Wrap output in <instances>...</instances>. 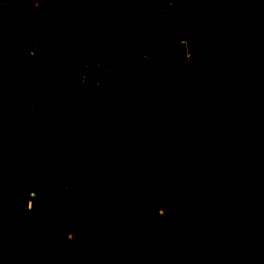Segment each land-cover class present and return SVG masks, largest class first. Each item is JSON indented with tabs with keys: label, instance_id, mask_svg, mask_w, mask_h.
<instances>
[{
	"label": "rangeland",
	"instance_id": "obj_1",
	"mask_svg": "<svg viewBox=\"0 0 264 264\" xmlns=\"http://www.w3.org/2000/svg\"><path fill=\"white\" fill-rule=\"evenodd\" d=\"M93 1L95 0H88L90 4L87 5L86 21L81 28L84 31L81 38L86 39L85 48L89 56L94 55L96 35L102 31L99 20L101 14L96 13ZM125 1L117 0L118 22L115 28L144 30L153 29V25L160 35H166V47L178 46L176 55L168 58L170 61L180 59L183 46L179 41L186 39L191 31L192 36L184 44L186 51L187 48L190 51L199 50L200 57L207 61L205 25L196 0H183L182 3L172 5L165 0L152 10L149 9L151 18L145 14L133 16L131 20L129 16L133 10L127 7ZM227 1L233 19L232 29L237 34L245 55L246 81L256 91L264 86V0ZM124 16L128 18L124 19ZM15 18V9H0V33L6 35L9 51L14 54L18 47L27 53L29 48L37 54V46L31 42L30 26L25 29L22 38L14 35L17 22ZM55 19L58 27L57 23L53 27L59 30L65 19L63 16ZM38 37L41 38L40 28ZM145 42L143 40L138 45ZM38 45L40 47V39ZM60 65L61 68L53 70L37 67L36 76L63 78L59 72L62 69L79 71L75 70V63L69 59ZM82 71L87 76L92 74L90 68ZM8 76L9 74L0 73V83L1 78ZM60 80L56 77L47 78L46 85L35 86L37 89L43 88L44 94L39 91L33 102L21 100L23 107L17 115L9 114L0 118V264H150L151 258L144 257V254H149V251L143 250L144 245L139 246L127 240L140 237L144 231L138 227L141 223L133 219L125 203L129 191L137 190L132 185L131 176L138 173L135 184L142 186L149 169L132 150L118 126L132 120H152L139 115L138 108L127 112L126 116L118 117L113 114L111 119L105 111L98 108V94L95 97V92L81 87V90L74 92L77 96L70 97L69 94H64L69 84ZM88 85H91L88 86L90 89H105V85ZM6 86L11 91L8 105L18 104L11 85ZM63 98L65 104L61 106L62 102L57 99ZM214 99V96L209 99L195 131L198 144L192 142L198 158L211 157L216 160L220 150L217 133L207 119ZM106 100L103 101V106L100 104L101 107L110 105L109 99ZM83 104L88 110L86 116ZM31 105V111H24ZM89 167L94 168L90 173L106 177L113 201L109 223L97 232H90L87 214H80L77 219H68L66 225L62 217L63 209L72 202L78 203L81 208L86 202L87 209L88 194L85 188L66 183L64 178L71 172L87 170ZM204 180L205 178L201 181ZM215 194L222 195L218 190ZM147 195L135 197L130 207L150 221L160 216L162 211L158 208L157 201L150 200ZM215 198L214 196V199H207L205 203L194 204L186 215H180L178 211H170L168 215L193 223L199 217L209 214L221 216L224 212H229L232 219L224 222L237 240L238 247L251 258L252 264H264L263 249L245 233L224 198L219 202ZM126 223L132 225L127 227ZM172 228L175 229L172 224L166 223L162 227L163 232L158 230L152 235L171 234ZM164 249L165 247H161L159 252H164ZM153 250L155 252L156 248ZM155 255L161 261L160 255ZM157 258L152 255V264L158 263Z\"/></svg>",
	"mask_w": 264,
	"mask_h": 264
},
{
	"label": "crops",
	"instance_id": "obj_2",
	"mask_svg": "<svg viewBox=\"0 0 264 264\" xmlns=\"http://www.w3.org/2000/svg\"><path fill=\"white\" fill-rule=\"evenodd\" d=\"M162 1L165 0H126L124 3L133 10L132 15L129 16L131 20L133 16L149 15V9L152 10L153 7L161 4ZM182 1L168 0V4L182 3ZM88 3V0H0L1 10L3 8L15 9V20L17 22L15 23L14 35L22 38L23 34H25V29L30 26L31 42L37 46L36 49L38 50V53L34 54L28 48L27 53H25L23 48L16 47L14 54H11L6 35L0 33V73L9 74L5 79L1 78L0 118H4L9 114L17 115L21 107H23L20 104L21 100L33 102L39 91L43 93V88L37 89L35 86H44L47 78L56 77L69 84L67 90H64V94L67 93L70 97L72 95L77 96L74 95V92L81 90V87H84L87 91L95 92V97L98 94L96 97L98 108L105 111L111 119L114 116H126L127 112L135 111L138 108L140 109L139 115L152 120L144 122L187 120L189 122L187 143L196 154L192 146L193 141L198 144V135L196 136L195 131L209 99L214 96V73L208 61L200 57L199 50L190 51L188 48L184 60L170 61L168 58L176 55L178 46L166 47L164 45L166 35H160L153 25V29L144 30L115 28L118 22L117 0L93 1L96 13L101 14L99 20L102 31L99 35H96L97 46L93 53L94 55L89 56L85 48L86 39L81 38L84 33L81 28L85 25ZM260 9L262 10V7ZM59 16H63L65 20L63 26L56 30L53 26H56L55 18ZM149 17L151 18L150 15ZM127 18L124 16V19ZM128 24H131V22ZM39 28L41 29V38L38 37ZM191 36L192 33L190 31L186 39H180L179 44L184 46ZM261 36L263 37L262 34ZM39 39L40 47L38 45ZM143 40L146 42L138 45ZM165 50L169 51V54L165 57L166 64L134 77V74L148 67ZM68 59L75 63L77 67L75 70L79 71L62 69L63 71L59 72L63 75V78L57 76H36L37 67L52 70L59 69L61 68L60 64ZM87 68L92 70L90 76H87L82 71ZM69 74H80L82 76L81 82L68 80L66 75ZM7 84L11 85L12 91L16 94L18 104L8 105L7 100L11 95V91L7 88ZM88 84L105 85V89L104 91L100 90V87L90 89L88 86L91 85ZM122 85L125 86L122 87ZM106 99H109L110 105L101 107L100 104L103 106V101H107ZM57 100L62 102L61 106L65 104V102L63 103L65 101L64 98ZM85 103L87 104L86 101ZM82 108H84L86 116L88 112L86 105L83 104ZM32 109L31 105L30 108H26L24 111H31ZM7 110H10V112ZM118 127L121 128L126 136L122 126ZM126 138L132 150L142 159L127 136ZM142 161L144 162L143 159ZM144 164L147 166L145 162ZM91 169L94 168L89 167L87 170L74 172H85L106 180V177L90 173ZM136 175L131 176V179L133 187L137 188V190L129 191L125 203L133 219H137L141 223V226L138 227H141L144 233L140 237L135 239L127 238V240L139 246L144 245L143 250L149 251V254H144V257L151 258L150 264H152V255L153 258H157L155 254L160 255L161 259L160 261L157 258L158 263L155 264H237L235 253L226 250L213 236L200 227L185 233L163 218L149 226L138 218L131 211L130 204L137 196L149 195L150 169L145 184L143 183L142 186L135 184ZM112 203L110 189V203L106 216L94 230H90L88 221L90 232H97L101 228H105L109 223L108 218ZM65 207L62 211L64 225H66L65 223L68 219H77L80 214H87L88 220L89 197L87 209L86 202L85 204L83 203L82 208L75 202ZM166 223L175 227V229L172 228L171 234L152 235L153 232L156 233L158 230H160V233L163 232L162 227ZM125 225L129 227L132 223H126ZM154 247L156 251L152 252ZM161 247H165V251L162 253L159 252Z\"/></svg>",
	"mask_w": 264,
	"mask_h": 264
},
{
	"label": "trees",
	"instance_id": "obj_3",
	"mask_svg": "<svg viewBox=\"0 0 264 264\" xmlns=\"http://www.w3.org/2000/svg\"><path fill=\"white\" fill-rule=\"evenodd\" d=\"M196 6L203 17L206 57L214 73L215 99L207 119L218 136V157L198 158L190 149L187 120L123 124V131L150 169L148 197L157 201L162 213L148 221L130 209L148 226L163 218L185 233L200 227L235 253L237 264H252L224 222L232 219L229 212L199 217L193 223L168 215L170 211L186 215L194 204L214 196L218 202L224 198L245 233L264 251V86L255 91L246 81L245 55L232 29L228 1L196 0ZM168 54V50L160 53L134 77L166 64ZM65 182L85 188L89 228L94 230L106 216L110 203L108 181L72 172ZM217 190L222 198L221 194L216 196Z\"/></svg>",
	"mask_w": 264,
	"mask_h": 264
},
{
	"label": "water",
	"instance_id": "obj_4",
	"mask_svg": "<svg viewBox=\"0 0 264 264\" xmlns=\"http://www.w3.org/2000/svg\"><path fill=\"white\" fill-rule=\"evenodd\" d=\"M185 55H186V50H185V47L183 46L179 60H183L185 58ZM66 78L68 80H71L72 82H76V81L81 82L82 80V76L80 74H69V75H66Z\"/></svg>",
	"mask_w": 264,
	"mask_h": 264
}]
</instances>
